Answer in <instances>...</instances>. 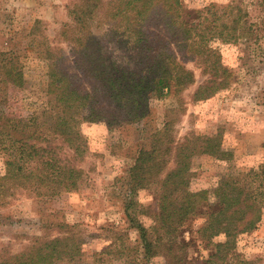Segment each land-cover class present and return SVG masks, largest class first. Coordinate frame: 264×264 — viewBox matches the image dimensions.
<instances>
[{"label":"trees","instance_id":"1","mask_svg":"<svg viewBox=\"0 0 264 264\" xmlns=\"http://www.w3.org/2000/svg\"><path fill=\"white\" fill-rule=\"evenodd\" d=\"M68 12L71 20L62 23L59 35L72 45L75 67L91 76L89 91L76 85V73L59 66L61 59L54 58L55 48L47 44L42 55L49 61V101L41 110L22 114L26 81L20 58L15 50H0L1 193L27 186L37 195L77 189L84 172L77 161L87 151L80 122L104 120L110 128L138 123L148 116L151 98L193 85L194 72L177 55L179 49L194 53L210 72L192 98L211 97L228 88L230 72L210 42H235L241 36L264 39V34L258 37L264 22L260 26L251 22L249 11L232 3L190 9L182 0H74ZM155 19L168 33L166 37L150 29ZM201 154L220 160L233 157L220 134L179 139L169 122L150 133L147 143L139 144L123 176L129 185L125 215L137 230L139 250L145 260L162 254L167 264H214L216 260L231 264L234 259L235 264H250L235 256L236 238L254 229L261 219L264 160L219 174L209 189L193 186L192 161ZM141 187L152 188L155 195L149 225L128 211L136 203L132 195ZM150 207L140 205L136 212L150 215ZM198 218L203 222L197 237L209 251L207 258L191 262L185 255L190 241L180 231ZM219 235L224 240H215ZM79 236L63 232L51 238L32 237L17 253L0 252V264H86Z\"/></svg>","mask_w":264,"mask_h":264},{"label":"rangeland","instance_id":"2","mask_svg":"<svg viewBox=\"0 0 264 264\" xmlns=\"http://www.w3.org/2000/svg\"><path fill=\"white\" fill-rule=\"evenodd\" d=\"M73 1L0 0V50L16 51L26 81L21 96L22 114L41 110L49 101L46 92L49 61L42 55L47 44L55 48L54 58L61 59L59 66L77 74L76 85L82 91L91 89V76L75 67L72 45L59 35L62 23L71 20L68 7ZM182 2L190 9L210 3L220 7L239 4L249 11L251 22L259 26L264 22V0ZM155 23L157 19L150 29L166 37L164 27ZM262 34L264 28L261 27L258 37ZM250 39L241 36L235 42L218 39L210 42L211 49L230 72L228 88L211 97L192 98L194 90L210 77V72L193 57L194 53L179 49L177 55L194 72L193 85L177 93L172 90L151 98L148 116L138 123L110 128L104 120L80 122L87 151L77 161L84 170L78 188L57 195H37L30 186L0 192V252L17 253L30 244L32 237L43 239L73 232L80 235L81 257L86 264H167L162 254L145 260L139 250L137 230L130 225L124 210L125 201L129 199L126 196L129 185L123 180L125 170L136 156L139 144L147 143L148 135L163 128L166 122L171 123L179 139L192 134H220L224 147L233 153L229 160L205 154L194 156L195 187L211 189L219 174L240 171L264 160V39ZM3 170L4 156L0 153V174ZM132 197L136 203L128 211L136 213L143 224L149 225L155 203L152 188H138ZM140 205H150V215L137 213ZM202 222L201 218L192 220L180 231V235L190 241L185 255L191 262L208 255L209 249L196 233ZM215 240H224V236L219 235ZM94 252L102 253L97 257ZM236 255L240 260H250V264H264V209L257 226L237 236ZM233 261L230 263L235 264L236 259Z\"/></svg>","mask_w":264,"mask_h":264}]
</instances>
